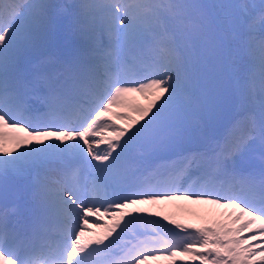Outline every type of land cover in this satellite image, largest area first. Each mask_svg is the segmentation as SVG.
<instances>
[{"label": "snow or ice", "instance_id": "snow-or-ice-1", "mask_svg": "<svg viewBox=\"0 0 264 264\" xmlns=\"http://www.w3.org/2000/svg\"><path fill=\"white\" fill-rule=\"evenodd\" d=\"M57 7L0 0V264H264V2Z\"/></svg>", "mask_w": 264, "mask_h": 264}, {"label": "rangeland", "instance_id": "rangeland-1", "mask_svg": "<svg viewBox=\"0 0 264 264\" xmlns=\"http://www.w3.org/2000/svg\"><path fill=\"white\" fill-rule=\"evenodd\" d=\"M237 2H239V0H237ZM135 98H141V100H143V102H147L143 97H141L139 95H137ZM0 185L3 186V182H0ZM18 185H19L18 182L15 181V180H12V179H10L9 182H8V188L10 187L11 191L12 190H14V191L15 190H20V189L17 188ZM223 212H225V210L219 209V213H223ZM96 230H97V228L94 229V231H96Z\"/></svg>", "mask_w": 264, "mask_h": 264}, {"label": "trees", "instance_id": "trees-1", "mask_svg": "<svg viewBox=\"0 0 264 264\" xmlns=\"http://www.w3.org/2000/svg\"><path fill=\"white\" fill-rule=\"evenodd\" d=\"M67 2L69 0H66ZM47 3L53 4V5H57V6H64L65 4L63 3V0H46ZM203 2H211V0H203ZM82 3H91V0H82ZM61 9L60 7H57L55 9V11L58 13V10ZM147 102H144L143 104H146Z\"/></svg>", "mask_w": 264, "mask_h": 264}]
</instances>
